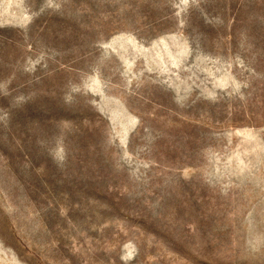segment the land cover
I'll return each instance as SVG.
<instances>
[{"label":"rangeland","instance_id":"1","mask_svg":"<svg viewBox=\"0 0 264 264\" xmlns=\"http://www.w3.org/2000/svg\"><path fill=\"white\" fill-rule=\"evenodd\" d=\"M0 264H264V0H0Z\"/></svg>","mask_w":264,"mask_h":264}]
</instances>
